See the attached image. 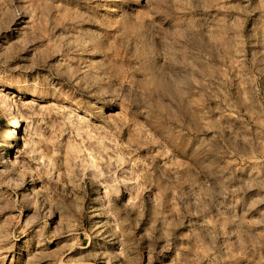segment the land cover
<instances>
[{
  "label": "rangeland",
  "instance_id": "obj_1",
  "mask_svg": "<svg viewBox=\"0 0 264 264\" xmlns=\"http://www.w3.org/2000/svg\"><path fill=\"white\" fill-rule=\"evenodd\" d=\"M0 264H264V0H0Z\"/></svg>",
  "mask_w": 264,
  "mask_h": 264
}]
</instances>
